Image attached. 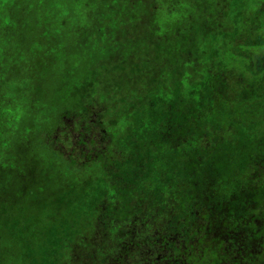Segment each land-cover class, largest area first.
<instances>
[{
    "label": "trees",
    "instance_id": "1",
    "mask_svg": "<svg viewBox=\"0 0 264 264\" xmlns=\"http://www.w3.org/2000/svg\"><path fill=\"white\" fill-rule=\"evenodd\" d=\"M47 1L0 0V264H264V0L200 15L119 0L108 22L111 0H51L59 24L76 4L82 24L63 26L97 46L53 87L37 83L57 64ZM38 173L62 185L43 220L23 213ZM9 217L26 227L7 232Z\"/></svg>",
    "mask_w": 264,
    "mask_h": 264
},
{
    "label": "rangeland",
    "instance_id": "2",
    "mask_svg": "<svg viewBox=\"0 0 264 264\" xmlns=\"http://www.w3.org/2000/svg\"><path fill=\"white\" fill-rule=\"evenodd\" d=\"M100 0H88V3L90 2L91 4H97ZM176 4L174 5L175 8L179 11H182V13L185 14V11L189 9V11L194 12L195 14H203L201 11H204L203 9H211L212 11L215 12V8L217 7L215 0H173ZM52 3L53 1L49 0L45 3L44 7H47V9H45L46 11H49V7H52ZM72 4V3H71ZM120 1L119 0H111L110 5L111 6H107L106 9L108 11V15L112 14L113 12H115L114 16H118V14H120L118 11V7H119ZM33 4H28V7H32ZM74 6V7H73ZM76 4H72L71 5H58V7L55 9V11L59 12V14L62 17V23L59 24L58 21L53 22L52 18L54 19L53 14L51 13H45L44 16H42V21H43V28L44 30H46L43 35L44 36H48L50 37L47 42L52 43L55 46V50L53 51V53L50 54V56H46L47 59L49 61H56L57 64L56 66H53L50 69V73L54 74L52 76V78H47V79H41L38 80L37 83L39 85L42 84H50L51 87H53V85H57L61 83V80L63 79V72H62V67L64 68L65 64L68 63L70 65L74 66V70H75V75H74V79L78 80V76H77V70L81 67H86L88 65H90L89 59H87V55L83 56L85 54V52H87L88 50H94V48H96V44L95 41H91V45H86L85 48H81V46H78L72 39H70V33H68V31L65 30L64 28V24L69 26V29H72L75 26H79L80 24H82L83 19L82 17H79L78 11L75 10ZM77 8V6H76ZM140 7L137 6L136 9L132 12L137 16V14L140 12ZM112 15H109L106 20V22H108V19H112ZM198 15V16H199ZM159 15L155 14L153 16V19L151 21L152 26L149 24L146 31L149 32L150 34H154L156 35V32L154 31L155 26L157 27H162L165 26L166 24L163 23V21H161V19L158 17ZM99 17V16H98ZM133 22H131V26L133 28V31L135 33V36H138V38H141V33L142 31L138 28L137 26V20L136 19H132ZM182 21L184 22L185 19H182ZM26 22L27 24H29L30 28L32 26V22L30 18H26ZM55 23V24H54ZM185 25H188V27L183 31V33H187L188 36H190L191 34H194L196 32V29H198L200 26L199 24L193 26H189V24L184 23ZM72 34V33H71ZM95 40V38H93ZM176 37H174L172 39V41H175ZM178 42V41H177ZM145 45H143V42L140 40H138L136 42L135 45L131 46L130 49L134 50V51H141V49L144 47ZM178 45L175 43H171L169 45L166 46H162V48L164 49V51L169 52L172 49H176ZM158 48V47H157ZM36 50V47H34V51ZM128 50V48H127ZM258 51H263L264 52V48L263 49H259ZM91 54V52H90ZM55 69V70H54ZM34 82V81H33ZM43 89H40L39 92L37 93V97L38 98H42L44 97L43 94ZM53 95V93H52ZM55 96H51V98H54ZM37 178L39 179L37 182V184L35 185V190L34 192L30 195L31 197H27L26 199H23V205H24V210L23 213L27 214V215H31L34 214L36 210L42 211L41 214V219L43 220L45 218V213L48 211L53 210V208L51 207V204H56V199L60 197V192L62 189V185L60 184L59 181H57L58 183H55V187L53 186V184L51 183L52 181L50 179H48L50 181L51 184H46L43 180V177L38 173ZM66 180V184L69 185L70 187L77 184V179H76V175H70L68 177L65 178ZM29 182H32L33 179L32 177L28 178ZM48 181V182H49ZM55 182V181H54ZM48 185V186H46ZM61 187V189H60ZM19 192H21V190H17L14 188V190H10V186L8 188V194L10 196H14V197H18L20 194ZM9 197V196H7ZM10 198V197H9ZM61 198V197H60ZM57 203H60V199L58 200ZM20 208V207H18ZM44 214V215H43ZM24 218L21 217H9V220L5 222V225L3 226L6 231H14V234H18L19 233V229L23 230L26 226H25V222H24ZM1 224V222H0ZM7 224V226H6ZM17 228V230H16ZM7 231V232H8ZM13 244V243H12Z\"/></svg>",
    "mask_w": 264,
    "mask_h": 264
}]
</instances>
